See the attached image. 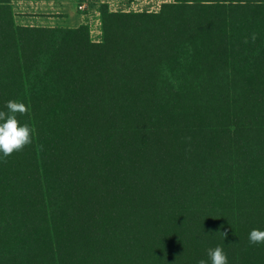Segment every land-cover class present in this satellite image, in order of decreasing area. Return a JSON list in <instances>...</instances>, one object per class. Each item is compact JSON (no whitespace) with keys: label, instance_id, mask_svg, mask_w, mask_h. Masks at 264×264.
<instances>
[{"label":"trees","instance_id":"obj_1","mask_svg":"<svg viewBox=\"0 0 264 264\" xmlns=\"http://www.w3.org/2000/svg\"><path fill=\"white\" fill-rule=\"evenodd\" d=\"M99 12L94 42L0 0V110L32 130L0 158V264H264V0Z\"/></svg>","mask_w":264,"mask_h":264},{"label":"crops","instance_id":"obj_2","mask_svg":"<svg viewBox=\"0 0 264 264\" xmlns=\"http://www.w3.org/2000/svg\"><path fill=\"white\" fill-rule=\"evenodd\" d=\"M15 23L30 27H63L76 28L87 25L90 36L95 30L100 40V6L106 4L110 11L114 7L108 0H10ZM131 3V0H129ZM130 3L126 5L129 6ZM83 5L84 9H78ZM134 11L135 10H120Z\"/></svg>","mask_w":264,"mask_h":264},{"label":"clouds","instance_id":"obj_3","mask_svg":"<svg viewBox=\"0 0 264 264\" xmlns=\"http://www.w3.org/2000/svg\"><path fill=\"white\" fill-rule=\"evenodd\" d=\"M4 107L6 110H0V158L30 144L32 131L28 123H22L17 118V113L23 114L26 110L23 102L8 100ZM222 235L225 237L226 234ZM248 240L257 245L264 243V230L253 228L248 234ZM207 256L208 260L201 259L199 264H229L227 253L221 246L209 248Z\"/></svg>","mask_w":264,"mask_h":264},{"label":"rangeland","instance_id":"obj_4","mask_svg":"<svg viewBox=\"0 0 264 264\" xmlns=\"http://www.w3.org/2000/svg\"><path fill=\"white\" fill-rule=\"evenodd\" d=\"M111 5L114 6L112 10H135L138 12L147 11V12H156L159 10L161 4L172 2V0H108ZM130 3L129 6L126 4ZM97 30L91 34L92 40H97L99 34L97 35ZM96 42V41H94Z\"/></svg>","mask_w":264,"mask_h":264},{"label":"built area","instance_id":"obj_5","mask_svg":"<svg viewBox=\"0 0 264 264\" xmlns=\"http://www.w3.org/2000/svg\"><path fill=\"white\" fill-rule=\"evenodd\" d=\"M78 9H81L82 10V9H84V6L83 5H79L78 6Z\"/></svg>","mask_w":264,"mask_h":264}]
</instances>
